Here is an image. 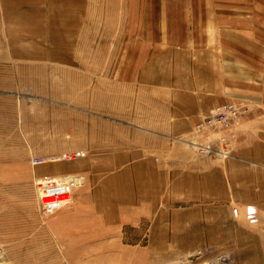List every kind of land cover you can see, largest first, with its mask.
Wrapping results in <instances>:
<instances>
[{"label": "rangeland", "instance_id": "1", "mask_svg": "<svg viewBox=\"0 0 264 264\" xmlns=\"http://www.w3.org/2000/svg\"><path fill=\"white\" fill-rule=\"evenodd\" d=\"M143 1L0 0V264H264V190L259 205L255 197L230 200L178 232L172 220L160 230L158 215L140 229L127 213L102 223L90 204L79 206L110 159L96 157L112 133L97 92L111 91L121 64L112 56L140 39ZM211 1L240 9L233 16L246 17L264 43V0ZM240 107L221 105L207 124L230 128ZM215 144L193 146L205 158L217 155L201 146L226 145L220 159L231 154L226 141ZM66 192L59 204L42 202ZM185 202L167 209L179 217L191 208ZM98 228L103 236H92Z\"/></svg>", "mask_w": 264, "mask_h": 264}, {"label": "crops", "instance_id": "2", "mask_svg": "<svg viewBox=\"0 0 264 264\" xmlns=\"http://www.w3.org/2000/svg\"><path fill=\"white\" fill-rule=\"evenodd\" d=\"M232 10L240 9L211 0L143 1L140 39H128V52L112 56L121 64L112 70L111 91L97 92L112 133L110 146L97 148L96 157L110 159L106 177L97 172L92 192L79 198L80 208L90 204L102 223L127 213L140 229L158 215L160 230L172 220L169 229L178 232L206 208L254 197L261 203L264 43ZM230 102L241 106V118L230 128L208 125ZM222 140L231 152L223 159L201 157L193 146ZM183 201L191 208L173 217L177 211L167 207Z\"/></svg>", "mask_w": 264, "mask_h": 264}, {"label": "built area", "instance_id": "3", "mask_svg": "<svg viewBox=\"0 0 264 264\" xmlns=\"http://www.w3.org/2000/svg\"><path fill=\"white\" fill-rule=\"evenodd\" d=\"M225 110L228 111L229 113H231L232 115H236L237 111L235 109V107L233 105H227L225 107ZM226 149V145L222 146V147H212V146H201L199 148L200 153L205 154V155H221V154H226L225 152ZM68 193H62V194H56V195H50V194H46L44 195L42 202L43 204L46 205H54V204H59L58 202H62L61 200H66L67 198H65V196ZM62 198V199H61Z\"/></svg>", "mask_w": 264, "mask_h": 264}]
</instances>
